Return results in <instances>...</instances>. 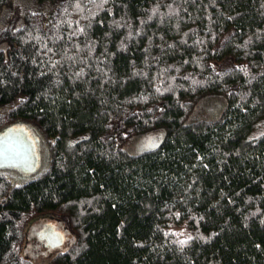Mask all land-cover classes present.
<instances>
[{"label":"trees","instance_id":"obj_1","mask_svg":"<svg viewBox=\"0 0 264 264\" xmlns=\"http://www.w3.org/2000/svg\"><path fill=\"white\" fill-rule=\"evenodd\" d=\"M14 2L0 132L28 127L44 166L0 167V264H36L42 216L75 235L59 264H264V0Z\"/></svg>","mask_w":264,"mask_h":264},{"label":"rangeland","instance_id":"obj_2","mask_svg":"<svg viewBox=\"0 0 264 264\" xmlns=\"http://www.w3.org/2000/svg\"><path fill=\"white\" fill-rule=\"evenodd\" d=\"M36 1L37 0H15V2L10 7H12L11 9L16 7V9L13 10L20 9L21 11L25 9H31L33 7H38ZM6 20L7 17L0 16V29L2 28V26L5 25ZM263 131H264V120H262L257 126L254 132V134L257 135L254 136L260 135L258 133H261ZM164 135H165L164 129H160V130L155 129V130L147 131L141 134L132 143L129 152L136 154L143 151L154 149L163 140ZM50 144L51 142L45 139L44 145L47 148L46 151H49ZM46 155H48V152L46 153ZM41 164L42 161L40 162V168L42 170L44 165ZM8 172L10 174V178L15 184H21L31 178H34L37 175V173L23 174L20 171L11 168H9ZM50 223H53L56 227V231L61 232L63 236L62 243L58 245H51L46 238H42L39 235V233ZM74 240H75V235L70 231L69 228H67L64 225V223L53 220L50 221L49 217L42 216L40 218H36L29 225L23 246V254L36 264H59L55 260L56 255L68 249L69 246L74 242Z\"/></svg>","mask_w":264,"mask_h":264},{"label":"water","instance_id":"obj_3","mask_svg":"<svg viewBox=\"0 0 264 264\" xmlns=\"http://www.w3.org/2000/svg\"><path fill=\"white\" fill-rule=\"evenodd\" d=\"M38 142L24 125L12 124L6 127L0 132V167L14 166L24 173L35 172L40 163ZM39 235L51 245H58L63 240L61 232L56 231L53 223L47 225Z\"/></svg>","mask_w":264,"mask_h":264}]
</instances>
